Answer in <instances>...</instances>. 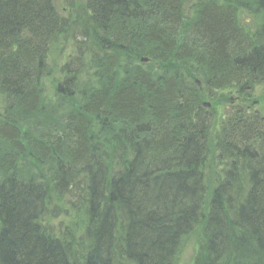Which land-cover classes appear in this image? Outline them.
Here are the masks:
<instances>
[{
	"label": "trees",
	"instance_id": "1",
	"mask_svg": "<svg viewBox=\"0 0 264 264\" xmlns=\"http://www.w3.org/2000/svg\"><path fill=\"white\" fill-rule=\"evenodd\" d=\"M187 237L264 264V0H0V264H178Z\"/></svg>",
	"mask_w": 264,
	"mask_h": 264
},
{
	"label": "rangeland",
	"instance_id": "2",
	"mask_svg": "<svg viewBox=\"0 0 264 264\" xmlns=\"http://www.w3.org/2000/svg\"><path fill=\"white\" fill-rule=\"evenodd\" d=\"M61 49H62V47H61ZM60 50V48H57V49H55V54H58V51ZM62 52H64V49H62ZM236 110V107L235 108H230V110L228 111V113H230V112H233V111H235ZM224 113H227V112H224ZM218 114H214V113H212L211 112V117L213 116V118H214V120L216 121V122H219L220 120H219V118H218V116H217ZM207 174L209 175V173L207 172ZM187 249H189V250H187ZM190 249H193V246L192 245H190V247H187L186 248V251H185V253H184V256H183V259H184V262L185 263H187V261L189 260L188 259V256H189V253H192V250H190Z\"/></svg>",
	"mask_w": 264,
	"mask_h": 264
},
{
	"label": "water",
	"instance_id": "3",
	"mask_svg": "<svg viewBox=\"0 0 264 264\" xmlns=\"http://www.w3.org/2000/svg\"><path fill=\"white\" fill-rule=\"evenodd\" d=\"M142 61H145L144 59Z\"/></svg>",
	"mask_w": 264,
	"mask_h": 264
}]
</instances>
